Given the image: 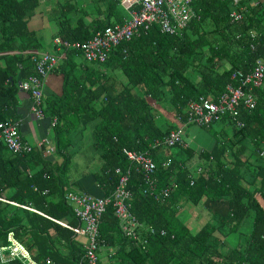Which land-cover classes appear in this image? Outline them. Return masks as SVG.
I'll use <instances>...</instances> for the list:
<instances>
[{"label": "trees", "instance_id": "16d2710c", "mask_svg": "<svg viewBox=\"0 0 264 264\" xmlns=\"http://www.w3.org/2000/svg\"><path fill=\"white\" fill-rule=\"evenodd\" d=\"M249 1L193 0L197 18L185 29L167 34L154 24L128 42L125 59L117 48L105 62L86 64L76 61L79 50H66L52 71L61 77V92L43 103L44 112L57 119L54 155L44 157L37 147L15 155L0 144V196L41 212L0 201V247L10 244L12 232L39 264L46 258L60 264L80 260L84 243L58 221L81 224L64 197L66 172L79 148L72 138H81L92 123L101 161L95 178L103 196L109 197L118 182L115 168L131 166L123 148L147 152L157 167L152 195L143 193L134 167L128 181L131 211L143 224L139 242L122 233L111 204L102 213L100 240L115 251L104 264H264V92L256 91L253 109H241L242 127L228 114L199 126L208 132V147L186 137L187 146L162 144L185 121L189 100L215 98L234 70L247 71L263 57L264 5ZM37 5V0H0V122L16 119L18 82L36 75L31 52L41 50L42 41L25 18ZM234 9L243 15L237 22L230 21ZM57 12L51 40L84 41L109 24L90 28L81 16H67V9ZM215 123L231 125L232 133L213 128ZM167 186L169 196L157 200L153 195ZM200 209L207 217L191 228L190 216L199 219ZM250 214L245 239H232ZM2 254L0 264H24L9 258V251Z\"/></svg>", "mask_w": 264, "mask_h": 264}, {"label": "built area", "instance_id": "2783aa9c", "mask_svg": "<svg viewBox=\"0 0 264 264\" xmlns=\"http://www.w3.org/2000/svg\"><path fill=\"white\" fill-rule=\"evenodd\" d=\"M192 2L193 0H119L120 5L128 14L125 22L96 29L92 36L84 41L69 42L60 37H55L52 40L53 47L56 50L55 53L48 51L42 53L31 52V61L34 64L36 75L30 76L22 82L20 89L29 93L31 97L30 110L32 114L36 118L44 116L41 108L43 85L48 74L58 65V61L65 57L66 50H79L86 64L105 62L110 53L117 48L120 49L122 57L125 58L128 52L126 44L132 38L146 33L154 24L162 33L176 34L181 32L191 20L197 17ZM242 16V13L238 10H232L230 13L231 22L239 21ZM252 35L258 37V34L255 33ZM251 48L255 49V46L251 45ZM230 79L223 91L215 98L199 97L195 100H189L185 121L180 122L178 128L172 129L164 138L162 144L167 148L187 146L188 143L182 136L186 125L206 126L219 120L225 114L232 117L236 126L242 127L244 123L237 118L241 109H253L256 106V91L261 90L264 92V57L258 58L248 71L234 70ZM56 121V117L51 118V126H54ZM0 144L15 155H24L33 150L32 145L20 137L18 121L6 120L0 122ZM36 147L41 149L43 155L46 156L53 154L55 151L54 141L48 137L38 140ZM122 153L131 166L125 170L121 167L115 168V173L119 176L118 182L109 197H98L77 191L65 192V200L72 207L74 216L81 224L72 226L63 221L58 222L87 239L84 244V253L76 264H103L101 259L103 252H106L108 258L115 254L114 250L103 244L99 236L101 215L109 204L113 206L114 216L118 220L122 233L133 241L139 242L141 240L140 230H143V224L135 218L131 211L130 198L132 192L127 187L128 181L131 169L134 167L136 171L141 173L144 184L143 193L152 195L156 185L153 175L157 167L155 161L147 152L123 148ZM169 164L170 160L167 159L163 165L168 166ZM198 170L200 171V168ZM191 183H193L192 180ZM171 189L172 187L167 186L160 189L153 196L157 200H163L169 196ZM0 200L36 211L33 208L3 198H0ZM148 229L153 232L150 227ZM8 241L10 242L9 245L0 247L1 261H4L3 258H5L2 253L9 251L7 256L11 259H19L24 264H39L15 240L12 233L8 234ZM44 264L60 263L46 258Z\"/></svg>", "mask_w": 264, "mask_h": 264}, {"label": "crops", "instance_id": "0c3cea01", "mask_svg": "<svg viewBox=\"0 0 264 264\" xmlns=\"http://www.w3.org/2000/svg\"><path fill=\"white\" fill-rule=\"evenodd\" d=\"M111 1L112 0H37L38 5L41 6L40 7L41 10L38 9V5L32 8L29 11V14L27 15V17L25 18L26 19L25 26L29 30L38 31L42 29L41 27L43 24V21H42L43 12L46 11L52 14L54 11L55 12H57V10L61 11L62 8L68 10L67 16L71 18L75 19L81 16L82 19L84 20V23L90 28H92L94 25L98 23H103V22L104 24L106 22H109L108 25H113L117 23L121 24L125 22L128 18L127 12L123 9V7L120 5L118 0H115L117 3L115 4L114 7L109 8L108 5ZM258 2L264 5V0H250L249 1V3L253 5ZM36 7L37 9L35 10ZM121 11H123V13ZM56 26H57L56 21L53 19L52 20V33L56 30ZM45 44L46 46H44V49L39 50L37 53H42L45 51H48V52L53 51V53L56 52L55 48L53 47L52 40H51V49H48L47 42H45ZM127 44L126 46L128 48ZM122 58L125 59L124 57ZM60 92H61V77L58 74V72H54L53 74L52 72H50L44 82L43 89H42L41 108L44 113V116L42 118H36L30 110L31 105H32V100H31L29 93L23 92V90L21 91V89L19 88V91L17 93V104H16L17 117L16 119H9V120L19 122L20 137L24 141H27L28 143H30L33 148L36 147L37 141L43 137H48L54 140L53 139L54 133L52 131L53 128L51 126V118L55 116L52 117L51 115L46 114L44 112L45 106L43 103L45 102V98L55 96L59 94ZM75 139H77V141H75ZM79 141H80L79 136L72 138L73 145H75L74 147H77V145H79ZM53 155L54 154H50L48 156L44 155V157H51ZM54 158L58 160V157H56V155ZM70 163H71V159H70ZM70 168L71 167L69 164L68 170L66 172V180L69 185H68L66 192L68 191L85 192V193H89L91 195L98 196V197H101L104 195V190L101 188V186L98 185L95 175L92 172L84 170L74 180H71L67 178V174L69 173ZM21 208H24V207H21ZM36 211L37 213L41 214L40 211L38 210ZM190 218L192 219L193 216H190ZM85 243L86 242H84V244ZM102 259L103 260L106 259V254H104Z\"/></svg>", "mask_w": 264, "mask_h": 264}, {"label": "rangeland", "instance_id": "374dc122", "mask_svg": "<svg viewBox=\"0 0 264 264\" xmlns=\"http://www.w3.org/2000/svg\"><path fill=\"white\" fill-rule=\"evenodd\" d=\"M47 3V2H46ZM41 4V3H40ZM43 6V4H42ZM41 6L38 5V9H40ZM37 9V7L35 8V10ZM123 13V11H121ZM54 12L52 14H50L49 12H43V16H42V29L36 31L37 35L40 37V40L42 41V50L44 49V46H46L45 42L48 43L47 47L48 49H51V36H52V16H53ZM55 14H59V12H55ZM53 52V51H51ZM77 62H84V59L80 56L76 58ZM118 79L120 80L121 77L118 76ZM22 91V90H21ZM26 92V91H23ZM27 93V92H26ZM92 123L88 125L87 129L83 130V133L80 141H79V145H78V150L76 151V153H74L72 155L71 158V163H70V171L67 174V178L74 180L78 175H80L84 170H87L89 172H92L94 175L99 172L100 170V166H101V161L98 157V153L95 150L94 146H93V142H94V138H93V134L91 131V127H92ZM224 128V130L226 132H228L229 134L232 133V126L231 125H222V123H215L213 124V128L215 129H219L220 127ZM183 137H186L188 139H190L193 144L194 142L197 144H203L206 147L209 146V143L211 140H208V132L206 129L204 128H200L197 125H192V124H188L184 127L183 129ZM75 141H77V139H75ZM78 144V142H77ZM75 146V145H74ZM171 151L173 152V150L171 149ZM200 218L199 219H195L189 222L191 223V228L196 226H199L201 223L202 219H205L207 217V215H205V212L202 211V209L198 210ZM251 224H252V215H248L246 216L241 224H240V228H239V235L237 236V232L232 235V239H238V240H244L245 239V235L250 231L251 229ZM79 239V241L81 242H86V238L83 236H78L77 237ZM105 253V252H103Z\"/></svg>", "mask_w": 264, "mask_h": 264}, {"label": "bare ground", "instance_id": "6f19581e", "mask_svg": "<svg viewBox=\"0 0 264 264\" xmlns=\"http://www.w3.org/2000/svg\"><path fill=\"white\" fill-rule=\"evenodd\" d=\"M192 3H193V2H192ZM241 13H242V12H241ZM196 18H197V17H196ZM191 21H192V20H191ZM191 21H190V22H191ZM230 21H231V19H230ZM190 22H189V23H190ZM188 25H189V24H188ZM188 25H187V26H188ZM187 26H186V27H187ZM186 27H184L183 29H185ZM183 29H182V30H183ZM182 30H181V31H182ZM179 33H180V32H179ZM255 49H256V48H255ZM263 57H264V55H263ZM261 58H262V57H261ZM256 60H257V59H256ZM256 60H255V61H256ZM255 61H254V62H255ZM250 69H251V68H250ZM236 70H237V69H236ZM240 70H241V69H240ZM247 71H248V70H247ZM21 83H22V82H21ZM256 104H257V99H256ZM0 198H3V199H5V200H8L6 197H2V196H0ZM0 201H2V200H0ZM8 201H9V200H8ZM2 202L9 203V202H6V201H2ZM26 206H27V205H26ZM27 207H30V206H27ZM30 208H31V207H30ZM26 209H28V208H26ZM29 210H30V209H29ZM31 211H32V210H31ZM34 212H37V211H34ZM9 233H12V232H9ZM9 233H8V234H9ZM12 234H13V233H12ZM13 237H14V236H13ZM7 240H8V235H7ZM15 240H16V239H15ZM16 241H17V240H16ZM8 242H9V241H8ZM17 242H18V241H17ZM9 243H10V242H9ZM18 243H20V242H18ZM20 244H21V243H20ZM7 245H9V244H6V245H4V246H7ZM21 245H22V244H21ZM22 246L25 248L24 245H22ZM25 249H26V248H25ZM26 250H27V249H26ZM27 251H28V250H27ZM28 253L30 254L29 251H28ZM104 254H106V252L101 254V259H102V256H104ZM30 256H31V254H30ZM31 258L33 259L32 256H31ZM80 259H81V258H80ZM33 260H34V259H33ZM102 262H103V259H102ZM103 264H104V262H103Z\"/></svg>", "mask_w": 264, "mask_h": 264}, {"label": "water", "instance_id": "95a60500", "mask_svg": "<svg viewBox=\"0 0 264 264\" xmlns=\"http://www.w3.org/2000/svg\"><path fill=\"white\" fill-rule=\"evenodd\" d=\"M20 85H21V82H18V86H19V88H20Z\"/></svg>", "mask_w": 264, "mask_h": 264}]
</instances>
